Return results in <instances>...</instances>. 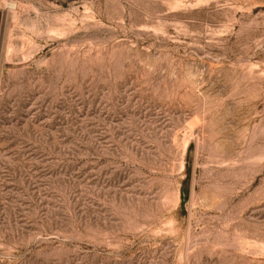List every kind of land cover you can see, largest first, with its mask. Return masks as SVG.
<instances>
[{"label": "rangeland", "instance_id": "1", "mask_svg": "<svg viewBox=\"0 0 264 264\" xmlns=\"http://www.w3.org/2000/svg\"><path fill=\"white\" fill-rule=\"evenodd\" d=\"M0 264H264V0H0Z\"/></svg>", "mask_w": 264, "mask_h": 264}]
</instances>
